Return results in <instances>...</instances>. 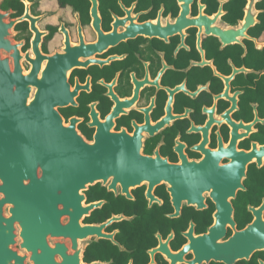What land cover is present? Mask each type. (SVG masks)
<instances>
[{"label":"flooded vegetation","instance_id":"flooded-vegetation-1","mask_svg":"<svg viewBox=\"0 0 264 264\" xmlns=\"http://www.w3.org/2000/svg\"><path fill=\"white\" fill-rule=\"evenodd\" d=\"M0 264H264V0H0Z\"/></svg>","mask_w":264,"mask_h":264}]
</instances>
